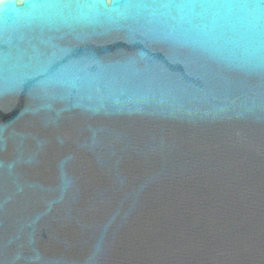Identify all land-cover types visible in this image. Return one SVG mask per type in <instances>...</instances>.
<instances>
[{
	"label": "water",
	"instance_id": "obj_1",
	"mask_svg": "<svg viewBox=\"0 0 264 264\" xmlns=\"http://www.w3.org/2000/svg\"><path fill=\"white\" fill-rule=\"evenodd\" d=\"M0 264H264V0H0Z\"/></svg>",
	"mask_w": 264,
	"mask_h": 264
}]
</instances>
